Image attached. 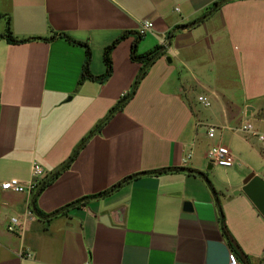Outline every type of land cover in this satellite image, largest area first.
<instances>
[{
    "label": "crops",
    "instance_id": "1",
    "mask_svg": "<svg viewBox=\"0 0 264 264\" xmlns=\"http://www.w3.org/2000/svg\"><path fill=\"white\" fill-rule=\"evenodd\" d=\"M215 1L0 0V34L9 17L16 39L36 38H0V184L27 183L34 165L43 170L39 182L61 170L131 90L141 66L130 57L134 41L139 54L156 46L161 54L123 108L44 187L36 208L46 215L161 168L208 179L184 169L140 174L48 223L33 210L34 192L0 188V264H228L218 205L236 250L264 264V217L245 194L233 195L241 171L219 178L222 166L207 157L216 135H205L219 127L215 112L221 130L240 131L252 115L264 130V0H227L195 23ZM145 19L153 28L140 36ZM59 33L88 44L94 76L105 72V47L127 34L110 52L111 75L79 84L85 50L61 37L46 40ZM10 216L22 222L19 234L6 230Z\"/></svg>",
    "mask_w": 264,
    "mask_h": 264
},
{
    "label": "trees",
    "instance_id": "2",
    "mask_svg": "<svg viewBox=\"0 0 264 264\" xmlns=\"http://www.w3.org/2000/svg\"><path fill=\"white\" fill-rule=\"evenodd\" d=\"M225 1L227 0H217L213 3V5L211 6L210 9H208L206 11V13L200 17L198 20H196L195 23H199L202 22L204 19H206L213 11L217 10ZM127 33H123L120 37H118L115 41H113L111 44H109L108 46L105 47L104 51H103V61L105 63V72L100 75V76H94L91 74L90 70H89V63H90V58H91V52L89 49V46L87 43H82V42H78L74 39H72L69 35L65 34V33H59V34H54L52 35L50 38L46 39V40H51L53 38L57 37H61L69 42L75 43V44H79L81 45L84 50H85V60L82 66V70H81V74H80V78H79V84L82 81L85 80H98L100 82L106 80L112 72V66H111V60H110V52L112 50V48L118 43V41L120 39H123L126 36ZM0 38H6L8 41L11 42H24L30 39H36V38H28V39H16L11 32V28H10V19L9 17L6 19V24H5V32L3 34H0ZM39 39V37L37 38ZM161 46H156L153 49L145 52V53H137V43L136 41H134L131 45V49H130V57L132 60L137 61L141 64L140 69H139V73L132 85V88L129 92H127L124 96H122L120 98V100L109 110L107 116L101 121L99 122L94 128L93 130L90 131V133L83 138V140L80 142V144L77 146L76 150L74 151V153L71 155V157L68 159V161L63 165V167L61 168V170L67 168L70 163L73 161V159L76 157L78 151L85 145V143L88 141V139L90 138V136L96 132H99L101 130V128L103 127V125L113 116V114L116 111H119L123 108V106L125 105V103L127 102V100L132 96L136 86L139 84V82L141 81V79L146 75L148 68L150 67V65L155 61V59L161 54ZM261 155L264 157V152L261 151ZM186 170L187 172H189V174L192 175H198L201 177H204L207 181V176L203 173L200 172L198 170H194V169H185V168H161V169H157V170H151V171H145V172H141V173H137V174H133L130 176L125 177L124 179H122L121 181H119L118 183H116L115 185L111 186L110 188H108L107 190H104L102 192H99L97 194H93L90 196H86L80 200H77L75 202H72L70 204H67L49 214H42L37 208H36V198L37 196L40 194V192L44 189V187L56 176L58 175V173L61 171H57L52 178H50L49 180L46 181H40L37 184L36 189L34 190V195L32 198V202L31 205L33 207V210L42 218L44 219L47 223L61 215V214H65L68 207L74 205L75 203H78L84 199L87 198H100V197H105L109 194H111L113 191L117 190L120 186H122L123 184L131 181L132 179L136 178L138 175L140 174H155V175H159L162 173H166L169 172L171 170ZM211 186V185H210ZM211 189L213 190V194L216 197L217 193L215 192V190L211 187ZM218 222H219V226H220V230L221 233L223 235V237L226 239L228 245L230 246L231 250L235 252V254L237 255L239 261L241 264H251L249 261L248 256L238 248V250H236L235 247H238L234 238L232 237L231 233L229 232L226 222H225V217L222 211V208L220 205H218Z\"/></svg>",
    "mask_w": 264,
    "mask_h": 264
},
{
    "label": "built area",
    "instance_id": "3",
    "mask_svg": "<svg viewBox=\"0 0 264 264\" xmlns=\"http://www.w3.org/2000/svg\"><path fill=\"white\" fill-rule=\"evenodd\" d=\"M152 28L153 22L151 20L145 19L141 22L137 31L138 34L142 36L149 32ZM125 94L126 93H123L122 96ZM198 99L199 101H202L204 105L209 104L203 97H199ZM238 129L246 134L256 137L260 141L262 149L264 150V132H258L255 130L254 126L250 122L242 123ZM215 132L216 128L214 126H210L207 129V136L209 138H213L215 136ZM207 157L211 163L222 167H231L236 164L230 150L221 144L211 146L207 152ZM187 158H190V154L187 155ZM42 175V168L38 165H34L32 168V179L30 181L23 183L19 179L11 178L1 182L0 188L4 191L12 193L34 192ZM6 230L12 234H19L22 230V222L17 216H10L6 225ZM83 264L91 263L85 262ZM228 264H241L237 255L232 250L229 251Z\"/></svg>",
    "mask_w": 264,
    "mask_h": 264
},
{
    "label": "rangeland",
    "instance_id": "4",
    "mask_svg": "<svg viewBox=\"0 0 264 264\" xmlns=\"http://www.w3.org/2000/svg\"><path fill=\"white\" fill-rule=\"evenodd\" d=\"M215 114L217 115L215 123L219 126L216 128V138L213 139L215 145L222 144L226 146L236 161V164L232 167L217 168L216 173L219 178L225 180L230 177V173L228 172V169H230L241 171L244 174L243 179L250 173H255L264 179V157L261 155V151L264 152V150L260 141L256 137L238 130H221V125H224L223 120L218 112H215ZM254 118L255 115H252L246 117L245 121L250 122L258 132H264V130L256 128L257 124ZM231 126H234V124H231ZM205 135L207 136V130L205 131ZM219 139H221V142H218ZM208 164L209 161L207 159L204 165V169L207 172Z\"/></svg>",
    "mask_w": 264,
    "mask_h": 264
},
{
    "label": "water",
    "instance_id": "5",
    "mask_svg": "<svg viewBox=\"0 0 264 264\" xmlns=\"http://www.w3.org/2000/svg\"><path fill=\"white\" fill-rule=\"evenodd\" d=\"M185 28H187V26L180 27V29ZM247 110V114H249V108ZM239 193L245 194L257 208L259 213L264 217V179L262 177L255 173L248 174L242 180L241 188L233 191V195H237ZM191 207V202L186 201L184 208L190 210Z\"/></svg>",
    "mask_w": 264,
    "mask_h": 264
}]
</instances>
